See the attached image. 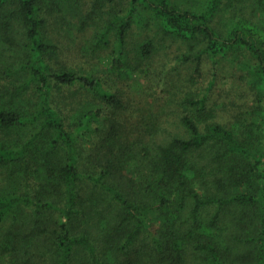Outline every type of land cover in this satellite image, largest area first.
<instances>
[{"label":"trees","instance_id":"obj_1","mask_svg":"<svg viewBox=\"0 0 264 264\" xmlns=\"http://www.w3.org/2000/svg\"><path fill=\"white\" fill-rule=\"evenodd\" d=\"M0 26L24 37L28 76L0 95V131L23 134L0 145V264H264V0H0ZM50 26L107 51L119 77L160 82L158 101L197 85L206 60L213 76L203 93L184 92L176 119H155L151 136L142 122L132 150L118 149L124 164L114 155L83 193L79 142L103 131L108 152L116 149L118 121L106 133L104 112L124 105L103 79L51 63L59 46ZM137 29L144 37L130 43ZM222 63L242 104L229 120L211 99ZM82 90L93 102L70 121L57 95ZM126 167L135 177L124 193Z\"/></svg>","mask_w":264,"mask_h":264},{"label":"rangeland","instance_id":"obj_2","mask_svg":"<svg viewBox=\"0 0 264 264\" xmlns=\"http://www.w3.org/2000/svg\"><path fill=\"white\" fill-rule=\"evenodd\" d=\"M48 32L54 39L57 46H59L57 48L56 55H53L51 61L53 65L55 64L57 69H67L80 73L82 75H94L103 79L106 83V88L111 89L112 93L118 96L122 100L124 105V107L118 113L114 114L112 112V109L110 108H106L104 112V118L106 120L105 126L106 128H108L106 130V133L110 130L109 128L113 127L110 125V123L112 121H118L117 132L120 136L123 137V139L122 144H117L116 149H112L110 152H108L107 146L102 143L101 140L103 135L106 136L103 131H100L98 135L95 136L97 138H94L89 142H84L83 140H80L79 142L80 147H82L81 142L84 144L83 151L81 152L82 156L80 157L79 161V170L82 174L88 175L78 183V187L80 186L83 193L86 189H90V187H92L93 185V183L89 181L88 177L92 175H98L109 160H112V167H114V155L119 156V147H122L126 151V153H128L127 150L129 148L132 150L133 146L130 143L134 142L135 139H138L139 141L141 133L137 132L136 130H141L140 128L142 122L144 123V125H146L141 130L143 132V135L146 137L151 136L150 133L153 134L155 129L153 125L155 119L161 123H164V120H166L167 118L168 120H170L171 117L176 119L175 114H172V112L176 110V108H178L176 106L177 101L184 95V92L186 91V95H197L203 93L204 89L209 85L213 76V65L209 60H206L202 66V71L204 70L203 76L201 77L200 81H198L197 85H193L190 82L187 84H181L180 86L176 87L175 90H172L170 94H163L162 99L158 101L156 97L165 89L162 88L161 90L160 82L158 84H155V87H152L150 86V84H147V82L142 79L140 75L121 78L118 76V74L113 73V70L109 65L111 63L103 60V57L107 55V51L104 50L101 52H93L92 48L87 45L86 41L82 37L78 36L76 32L69 33L66 28L62 29L50 26ZM6 37L8 39H5ZM143 37L144 34H141L137 29L133 32L130 38V43H133ZM20 40L23 41L24 37L18 34V30H14V33L10 31L8 33V30L0 26V44L2 46V49L0 50V52L2 53V58L0 59V71L4 72L2 75H0L1 96H4L3 87L7 82L9 83V85L15 86L25 84L28 81L26 71H24L22 67L23 62L26 60H24L25 56L23 48H21L22 43L20 42ZM87 40L90 39L87 38ZM1 41L4 42L1 43ZM168 46H170L169 42ZM157 62L158 63L154 62L152 67L154 71L160 72L161 62ZM7 72H16L17 75L12 79H9V77L6 75ZM230 74V67L226 63H222L219 65V69L217 71V83L214 86L211 95L212 102H217L220 105H224L220 110V116L223 120H229L231 115L237 113L242 107V104L237 97V93L235 92L234 84L236 82H233ZM185 75L186 72L184 74V77ZM176 79L178 78L176 77ZM144 86L145 88L143 89ZM19 91H24V89L21 88ZM176 91H178L177 98L174 97ZM6 92L8 96L10 94V90L7 88ZM32 94H34V92H27V95ZM77 94L78 95L74 98H72L71 96L62 95L60 93H58L57 95V98L61 103L60 111L63 116L67 117L70 121L74 119L75 115L78 112V108H80L82 105L90 104L88 102H93L94 99V95L87 90H82ZM169 97L171 99L170 105L164 106V102L167 101ZM172 99H175V101L172 102ZM243 102L249 103L247 101ZM162 104L165 108L164 112L166 113L164 117L158 114V111ZM146 128L150 130V133L146 130ZM20 136H23L20 131L15 130L11 133L0 131V145H3L8 141H10V143L12 141L16 142ZM105 151L109 153L107 158H103V156L105 155ZM99 159L101 160V163H104L103 166L99 163ZM120 160L124 164V158L120 157ZM126 161H129L128 156L126 157ZM123 170L124 176H122L121 178L129 180V184L127 186L120 184L121 186L118 187L122 190L121 192L125 193L129 189V186L131 184L130 178L134 179L135 175H133L127 167ZM133 188V192H139L137 185H134ZM52 196L53 201H55L56 203V196ZM48 214H51V212H49ZM44 216L46 218L47 225L49 224V222L52 221L55 223L57 220V215L53 212L51 217L53 218L52 220H50L51 218L47 219V212H44ZM11 220L12 219H10V221ZM73 222H77L76 219H74ZM25 251L26 249L24 248L23 252ZM11 256V252L5 253V257H7L5 259L6 262L10 263L11 260H13ZM80 261L78 260V263H81Z\"/></svg>","mask_w":264,"mask_h":264}]
</instances>
